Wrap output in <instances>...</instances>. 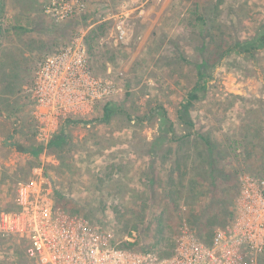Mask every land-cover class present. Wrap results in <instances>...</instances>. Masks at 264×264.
<instances>
[{
    "label": "rangeland",
    "instance_id": "obj_1",
    "mask_svg": "<svg viewBox=\"0 0 264 264\" xmlns=\"http://www.w3.org/2000/svg\"><path fill=\"white\" fill-rule=\"evenodd\" d=\"M47 1L0 0V216L16 209L17 182L48 159L60 187L57 203L107 232L113 242L128 240L134 250L158 254L175 249L186 225L210 242L236 212L241 177H264V50L254 57L228 53L221 58L219 47L220 36L229 44L252 36L264 20V0H87L84 14L66 20L45 14ZM195 3L208 19L203 32L216 35L211 47V38L206 39V52L199 50L200 26L188 21ZM122 11L128 15V38L116 42L111 36L116 20L110 16ZM81 30L88 34L96 72L117 78L121 91L100 102L92 116L65 125L70 135L65 148L34 154L30 149L41 146L31 99L34 70ZM205 58L213 76L193 106L195 133L185 142L168 143L172 158L159 161L147 153L163 120L159 114L142 123L137 117L162 105L177 134L187 132L177 110L196 80L195 64ZM108 102L115 104V114L102 123ZM200 152L208 164L197 165ZM180 156L183 165H177ZM153 159L156 184L151 185L147 173ZM115 164L123 166V174L111 167ZM170 174L180 187H168ZM161 215L165 238L158 232ZM28 245L25 236L0 232V264H40L27 255ZM256 264H264V251Z\"/></svg>",
    "mask_w": 264,
    "mask_h": 264
},
{
    "label": "built area",
    "instance_id": "obj_2",
    "mask_svg": "<svg viewBox=\"0 0 264 264\" xmlns=\"http://www.w3.org/2000/svg\"><path fill=\"white\" fill-rule=\"evenodd\" d=\"M87 8V0H49L43 5L45 14L56 20L81 16ZM110 18L116 20L111 36L116 42L127 41L126 12ZM87 38L86 30L77 32L34 71L35 137L45 152L66 120L92 116L102 100L121 91L117 78L96 72ZM48 162L42 159L31 176L17 182L16 209L3 210L0 216V232L27 237L26 252L40 264H256L264 251V177H241L234 219L215 231L211 244L186 225L173 254L162 257L114 244L107 232L59 205V183Z\"/></svg>",
    "mask_w": 264,
    "mask_h": 264
},
{
    "label": "trees",
    "instance_id": "obj_3",
    "mask_svg": "<svg viewBox=\"0 0 264 264\" xmlns=\"http://www.w3.org/2000/svg\"><path fill=\"white\" fill-rule=\"evenodd\" d=\"M189 15H190V17H189L188 21L190 23V26L195 27L197 25V26H200V28H201L202 33H200L199 36L202 37L203 41H202V46L199 47V50L202 52H204V51L206 52L209 45L211 47L212 44L214 43V41H216L215 40L216 35H214L213 32H211L209 30L205 33L203 32L205 30L206 25H207L208 19H207L205 13L200 10V4L199 3H195V7L192 9V11H190ZM191 16H192V19H191ZM209 37L211 38V41H209L210 43L208 45L205 41ZM220 40H222L221 43L219 44V47H221V50H220L221 51V58L226 56L228 53H230V54H238L239 53V54H245L246 56L254 57L255 53L264 50V20L260 21L259 24H257V26H255L254 32L250 38H246L245 40H236V41H234V43L230 42L231 44L225 42L223 36H220ZM88 44H89V40H88ZM89 46H90V44H89ZM214 65H213V67H214ZM195 67H196V75H197L196 80H195V82H193V85L188 88L186 95L182 98L180 105L178 107V110H177V113H178L177 120H178L179 124H181L183 126V128L185 130H188L187 132H185L184 134H181V135L177 134L174 121L170 120V118L168 116L167 109L164 108V106H162V105L152 106L149 110V113L145 114L144 116L140 115L137 117L141 123L144 121V119L153 117L154 114H159L160 119L163 120V123L159 126L158 134H156V136H154L152 138V141L150 143L151 144V150H149V152L147 153V154L153 155V158L157 159V157H158L160 159L159 161L164 162V161H166V160L168 161L169 159L172 158L173 149L171 147H168V145H167L168 143L174 142V141H181V142L184 141L185 142L189 137H191L195 133L194 129H195L196 124H195V119L192 115L193 106L198 101H201L203 99V97L205 96L207 89H208V81L213 76L211 64L209 63V61L206 58L203 59L202 62L196 63ZM33 78H34V73H33ZM32 82H33V80H32ZM31 85H32V83H31ZM111 98H109V99H111ZM105 100H107V99H105ZM114 105L115 104L112 102H108L105 105L104 116L102 118H100L102 123H109L111 121L112 117L115 114ZM129 120H131V115H129ZM76 121L77 120L70 118V119L66 120V125H69L71 123H75ZM82 121L85 124L89 123V121H87V120L82 119ZM198 136H200L205 141V143L207 142L208 144H210L209 138L204 133L198 134ZM258 137H259V134H256V138H258ZM145 141H146V143L143 142V144L149 143V141H147V140H145ZM69 142H70V135L63 128L59 133H57L52 138L49 147L50 148H61V147L65 148ZM18 146L23 151L29 150V149L23 148L19 144H18ZM42 150H43L42 146L32 147L30 149V151H32V153H34V154H39L40 151H42ZM198 158H200V161H199V164H197V165H203L205 163L208 164L207 161L209 158L206 157L205 153L200 152L198 155ZM151 161H152L151 169H153V170H152V172L147 173V177L149 178L148 179L149 183L151 185H154V184H156V172H155L156 163H155L154 159ZM181 163H182V156L178 157V159H177V165L178 164L183 165ZM111 167L114 168V170L116 169L118 172H120L122 174L124 173L123 166L121 164H115V165H112ZM171 167L172 168H170V169L172 171L175 170L173 165ZM178 168H179L180 172H182L184 174V170L181 168V166H179ZM171 170H169L170 173L172 172ZM109 173L110 172H106L105 174L109 175ZM183 174H180V176H182ZM101 180H103V179L101 178ZM170 180L171 181L169 182L168 187L171 188L174 185L176 187H180V184L177 183L176 179L171 174H170ZM180 181H182V180H180ZM166 188L167 187H165V189ZM170 194H173V191H171ZM166 202H168V201L166 200ZM234 216H235V214H234ZM234 216H233L232 220L234 219ZM165 226H167L166 225V219H164V216L161 215V216H159L158 232L160 233L162 238H165V235L162 234ZM212 240H213V238H212ZM212 240L210 242L208 240H203V241H205L207 244H211ZM115 243L119 244L122 247L133 249L131 247V245H133V243L129 242L128 240H124L122 242H115L114 241V244ZM141 252H145V251H141ZM173 252H174L173 249L166 250V251L162 250V251H159L158 254L162 257H166V256L172 255Z\"/></svg>",
    "mask_w": 264,
    "mask_h": 264
},
{
    "label": "crops",
    "instance_id": "obj_4",
    "mask_svg": "<svg viewBox=\"0 0 264 264\" xmlns=\"http://www.w3.org/2000/svg\"><path fill=\"white\" fill-rule=\"evenodd\" d=\"M67 132V131H66Z\"/></svg>",
    "mask_w": 264,
    "mask_h": 264
}]
</instances>
